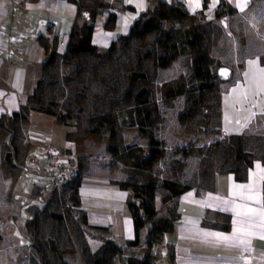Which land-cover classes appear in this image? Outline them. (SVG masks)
I'll return each mask as SVG.
<instances>
[{"label": "crops", "instance_id": "crops-1", "mask_svg": "<svg viewBox=\"0 0 264 264\" xmlns=\"http://www.w3.org/2000/svg\"><path fill=\"white\" fill-rule=\"evenodd\" d=\"M159 2H180L190 14L214 23L220 22L215 16L219 3L231 9L224 29L227 40L222 41L228 44L214 48L219 64L232 71L229 79L218 82L216 132L227 147L240 135L244 151L253 156L242 180L230 171L233 156L221 161L190 156L181 174L182 191L174 199L172 230L162 237L164 255H172L171 264H264V90L259 87L264 83V0H0V230L5 229L4 219L17 214L11 223L19 247L7 252L4 236L0 264H16L19 253L39 247L42 234L53 232L45 218L44 223L38 219L51 190L58 188L46 164V142L74 161L81 175L76 209L82 215V239L64 227L52 235L56 247H80L91 237L93 243L87 246L92 254L102 238H132L126 204L130 192L117 183L104 135L88 129L77 113L69 116L75 122L60 123L37 107L53 100L40 90L44 74L54 66L63 69L74 58L65 54V47L78 6L96 9L91 42L100 53L126 37L132 24ZM51 22L56 32L49 31ZM210 56L214 58L213 50ZM79 72L76 66L73 78ZM32 183L37 191H32ZM208 233L235 239L225 242ZM35 250L24 252L26 263L28 255L30 262L39 261ZM248 251L251 257L243 255Z\"/></svg>", "mask_w": 264, "mask_h": 264}, {"label": "rangeland", "instance_id": "rangeland-1", "mask_svg": "<svg viewBox=\"0 0 264 264\" xmlns=\"http://www.w3.org/2000/svg\"><path fill=\"white\" fill-rule=\"evenodd\" d=\"M211 25V30L208 35L209 55L211 50H213L214 58L210 56L211 65L209 68L211 73L216 74L221 64H219V60H216L214 54L216 50L214 48H216L218 43L227 39L224 32L225 28L221 22H211ZM159 38H163V32L150 33L143 38L133 37L126 41L121 40L113 45L109 59H99L91 57L88 54L82 55L79 58L74 57L73 60H66L68 66L63 67L61 70V66H54L49 69L42 79L44 83L42 82L43 84L40 90L43 92L44 98H53V100L59 103V110L64 115L65 123H67V120L75 122L69 116L70 113H77L76 115L82 117L81 121L86 123L88 129L91 131L93 129L99 131V135H104L108 142L112 124L98 126L91 118L104 112H111L116 116L119 110L132 106L133 101L127 97V91L130 87L127 74L133 70L145 71L147 73V79L137 81L131 86V89L134 92L138 88L145 86L152 92L153 99L158 106V119L154 129L156 135L163 140L164 155L150 169L144 171L130 167L120 153L115 157L113 156L110 166L115 171V178L118 179V182H154L155 208L157 214L153 220L146 221L142 227L137 245L130 246L126 244V240L115 241L111 239L121 248V254L115 255L112 258L111 264H123V258L129 255L142 258L148 250L151 253L152 260L154 262L157 261V264H162L161 258L166 253L162 240L148 246L147 237L152 222L159 215H174V199L161 186L163 178L171 177V160L176 159L183 162L177 176L181 180L183 178L181 174L186 168V163L189 162L187 160L190 156L191 158L201 156V159L206 158L207 160H212L216 157L219 161L224 160L227 156L226 148L228 147L224 142L222 143V141L218 140L216 132L217 104L215 94L208 96L202 101L192 115H189L188 112L195 106L194 102H198L197 97L199 96L197 93L192 96L187 93H181L171 97L166 96L169 88L177 89L181 84L189 81L191 68L186 55L178 56L167 67H158L155 57L160 50L157 44ZM226 42H222L224 47L228 44ZM146 52H150L151 55L146 57ZM76 66H79L80 70L77 73V79L73 78L75 76L74 71ZM219 81L218 77L214 78L218 93ZM117 127L115 128L117 129ZM116 131L117 134L112 142L119 144V148L124 145L136 143L142 145L144 150L147 151L148 140L137 129L118 127ZM51 145L53 144L51 143ZM64 158L66 161L71 160L66 157ZM78 173L80 174V168L76 167L75 173L71 178L59 186L54 185L52 181L53 185L58 188L51 190L50 201L45 208L46 211L38 219L40 222H43L45 218L47 228L52 229L53 232L51 233L50 231L47 235L42 234V245L40 244L39 247L33 246L34 248L30 250L24 249V252H27L26 255H30L31 250L37 249L35 251L38 253L37 258L39 261L30 262L31 257L28 255V262L26 263L24 261L25 253L22 251L18 255L16 264H92V254H90V248L87 246L93 243L91 237L85 238V242L76 248L67 244L62 245V247H56L55 239L52 238V235H56L57 231L59 233L64 232L61 230L65 227L66 229L69 228L70 232L77 235L79 239H82V231L80 229L82 228V226L80 227L82 215L76 209L77 194L72 189L76 183V174ZM187 178L190 177H186L185 179ZM34 185L32 183L31 187L33 188ZM49 190H47L48 193L50 192ZM128 191L130 192L128 199L133 200L132 192L130 189ZM37 201L39 202V200ZM52 214H59L62 219H56ZM11 222V216L10 218L4 219L1 227H5V229L4 231L0 230V243L4 236L7 238L6 242L8 247L5 248L3 246L7 252L19 248L16 245L17 240L12 236L13 225ZM8 228L11 230L9 231ZM105 240L107 239L102 238V242ZM51 242L55 245L56 251L50 248V245H52ZM76 250L83 251V254L81 253L79 256L76 254ZM164 263L171 264L170 261H165Z\"/></svg>", "mask_w": 264, "mask_h": 264}, {"label": "trees", "instance_id": "trees-1", "mask_svg": "<svg viewBox=\"0 0 264 264\" xmlns=\"http://www.w3.org/2000/svg\"><path fill=\"white\" fill-rule=\"evenodd\" d=\"M231 13L222 3H219L215 16L225 28L226 17ZM96 14V9L85 10L78 6L75 18L73 20L68 41L65 47V54L70 57H75L82 54H90L99 58H110L113 45L107 51L97 53L95 46L91 42L93 19ZM211 22L202 20L196 15L190 14L182 3L166 4L159 2L156 7L148 13L138 18L131 26L130 32L126 37L121 38L127 40L129 38H143L150 33L163 32V38L157 40L160 47L159 52L155 57L158 67L169 66L178 56L186 55L188 64L191 68L189 81L181 84L179 88H169L166 96H175L181 93H187L190 96L197 93L198 102H194L195 106L188 112L192 115L199 104L202 103L208 96L215 94L216 104L218 107L219 93L217 85L214 83L216 74L211 73V59L209 55V32L211 30ZM53 54V53H52ZM50 55V59L51 56ZM150 52H146L145 56L149 57ZM147 73L145 71L133 70L127 74L130 82V87L127 91V97L133 101V105L121 109L114 116L111 112H104L93 116L91 119L101 125H111V130L108 136L107 149L115 157L119 153L124 157L128 165L139 171L150 169L164 155L163 140L156 135L154 129L158 117V106L153 99L152 92L149 88L142 86L135 90L131 86L139 80H146ZM38 110L50 114L56 118V121L65 123L64 115L59 110V103L55 100H49L40 104ZM217 113V112H216ZM135 128L138 132L147 138V151L139 144L124 145L119 148V144H114L118 127ZM117 127V129L115 128ZM93 131H96L93 129ZM227 156L234 157V164L230 167V171L234 172L238 180L245 178L246 168L253 162L251 153L244 151L243 141L240 135L235 136V143L226 148ZM5 159L15 165L10 159L9 154H6ZM182 161L176 159L170 162L171 177H165L161 181V186L166 189L170 197L175 199L182 191L183 184L178 179L180 166ZM81 175L76 174V183L72 187L74 192L80 183ZM123 190L132 192L133 200L127 199L126 204L130 212L133 236L126 240V244L135 246L139 243L140 230L146 221L153 220L157 214L155 208V185L154 182L148 181L145 183H137L135 181H120L117 182ZM34 185L32 191L38 188ZM56 219H62L59 214H52ZM174 215L161 214L154 220L148 230L147 245L151 246L162 240L165 233L172 230L174 224ZM17 214L11 215L12 221L15 220ZM86 223V219L83 218ZM100 228V227H99ZM102 230L105 228L101 227ZM1 238V236H0ZM50 248L56 251V247L51 242ZM121 254V248L111 239L103 241L92 252V264H111L112 258L115 255ZM172 255H167L161 258L162 264L165 261H170ZM123 264H157L153 261L151 253L146 251L142 258L133 256H125ZM165 264V263H164Z\"/></svg>", "mask_w": 264, "mask_h": 264}, {"label": "built area", "instance_id": "built-area-1", "mask_svg": "<svg viewBox=\"0 0 264 264\" xmlns=\"http://www.w3.org/2000/svg\"><path fill=\"white\" fill-rule=\"evenodd\" d=\"M48 29L51 32H56L57 26L51 22L48 24ZM44 155L54 185L59 186L67 182L75 173L76 163L72 160L66 161L64 154L59 152L50 142H46L44 145ZM252 254L251 251H248L243 255L251 257Z\"/></svg>", "mask_w": 264, "mask_h": 264}, {"label": "snow or ice", "instance_id": "snow-or-ice-1", "mask_svg": "<svg viewBox=\"0 0 264 264\" xmlns=\"http://www.w3.org/2000/svg\"><path fill=\"white\" fill-rule=\"evenodd\" d=\"M244 3L246 4L247 3V0H244ZM237 7H241V10H243V7L241 4H237ZM250 64H253L255 63L254 61H249ZM260 72L261 73H264V69H260ZM223 74V73H222ZM259 87L261 88V90H264V83H261L259 85ZM242 215L243 218H247L246 216H244L243 214H240ZM243 218L241 220V222H243ZM207 235H213V236H216L218 239L222 240V241H225V242H228V241H232L234 240L235 238L234 237H225L223 236L222 234L220 233H208Z\"/></svg>", "mask_w": 264, "mask_h": 264}, {"label": "water", "instance_id": "water-1", "mask_svg": "<svg viewBox=\"0 0 264 264\" xmlns=\"http://www.w3.org/2000/svg\"><path fill=\"white\" fill-rule=\"evenodd\" d=\"M216 74L219 80H227L231 77L232 71L228 66L221 65L218 67Z\"/></svg>", "mask_w": 264, "mask_h": 264}]
</instances>
